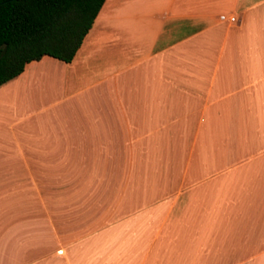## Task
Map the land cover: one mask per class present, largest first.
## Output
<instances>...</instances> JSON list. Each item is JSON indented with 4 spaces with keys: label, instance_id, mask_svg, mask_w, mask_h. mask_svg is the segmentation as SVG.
<instances>
[{
    "label": "crops",
    "instance_id": "crops-1",
    "mask_svg": "<svg viewBox=\"0 0 264 264\" xmlns=\"http://www.w3.org/2000/svg\"><path fill=\"white\" fill-rule=\"evenodd\" d=\"M0 264H264V0H105L2 84Z\"/></svg>",
    "mask_w": 264,
    "mask_h": 264
},
{
    "label": "trees",
    "instance_id": "trees-1",
    "mask_svg": "<svg viewBox=\"0 0 264 264\" xmlns=\"http://www.w3.org/2000/svg\"><path fill=\"white\" fill-rule=\"evenodd\" d=\"M105 0H0V86L48 55L70 62Z\"/></svg>",
    "mask_w": 264,
    "mask_h": 264
},
{
    "label": "built area",
    "instance_id": "built-area-1",
    "mask_svg": "<svg viewBox=\"0 0 264 264\" xmlns=\"http://www.w3.org/2000/svg\"><path fill=\"white\" fill-rule=\"evenodd\" d=\"M229 20L234 22L235 21V17H230Z\"/></svg>",
    "mask_w": 264,
    "mask_h": 264
}]
</instances>
